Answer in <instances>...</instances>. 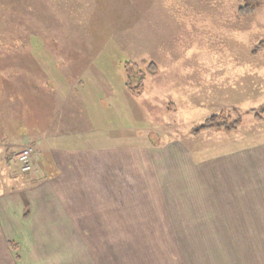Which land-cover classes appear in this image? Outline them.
Returning a JSON list of instances; mask_svg holds the SVG:
<instances>
[{"label": "rangeland", "instance_id": "obj_1", "mask_svg": "<svg viewBox=\"0 0 264 264\" xmlns=\"http://www.w3.org/2000/svg\"><path fill=\"white\" fill-rule=\"evenodd\" d=\"M240 6L239 0H0L3 85L25 92L39 84L49 107L37 118L48 111L79 127L89 120L98 132L104 114L111 145L162 147L167 161L182 144L196 161L242 149L241 180L222 183L244 181L255 193L252 202L224 197L222 223L206 220L202 232L184 227L191 222L178 218L187 215L183 209L175 221H142L128 212L107 232H48V261L264 264V5L248 16ZM210 120L219 126L206 128ZM231 157L222 158L227 176H234ZM20 165H9L6 188L31 178ZM133 180L127 173L130 195Z\"/></svg>", "mask_w": 264, "mask_h": 264}, {"label": "crops", "instance_id": "obj_2", "mask_svg": "<svg viewBox=\"0 0 264 264\" xmlns=\"http://www.w3.org/2000/svg\"><path fill=\"white\" fill-rule=\"evenodd\" d=\"M3 82L0 75V89H4L0 90V264H56L47 260L48 252L53 253L48 232H107L112 221L125 222L128 212L139 220L175 221L172 215L182 209L188 210L187 215L178 218L191 222L184 227L202 232L206 220L222 219L224 197L255 199L252 186L244 181L222 183V177L235 179L230 182L241 180L238 168L247 157L240 153L242 149L196 161L192 150L182 144L184 149L177 153L171 150L172 158L168 154L167 161L166 154L159 155L162 147H127L120 142L113 146L104 127L109 124H105L104 114L98 132L89 120L79 127L59 116H49L48 111L37 118L43 105H48L37 88L40 85L36 91L18 92ZM27 146L36 151V175L8 189L1 181L5 175L13 176L9 165L13 160L19 165L18 154ZM249 147L244 148L246 153L253 151ZM228 155H234L230 163L235 167L231 168L234 176L224 175L229 171L222 169V158ZM171 171L175 174L167 179L165 172ZM127 173L134 178L129 183L134 191L131 195L127 192ZM159 206L166 209L161 211ZM258 210L262 213L260 206ZM77 262L67 260L64 264Z\"/></svg>", "mask_w": 264, "mask_h": 264}, {"label": "trees", "instance_id": "obj_3", "mask_svg": "<svg viewBox=\"0 0 264 264\" xmlns=\"http://www.w3.org/2000/svg\"><path fill=\"white\" fill-rule=\"evenodd\" d=\"M239 1L241 3V6H240L239 11H240V13L243 16H248V15L253 14L258 8H260L261 6L264 5V0H239ZM211 121L212 120H210L208 122L210 124L205 125L206 128L217 125L215 123L212 124ZM222 125H224V123ZM217 126H219V125H217ZM236 128H237V125L236 124L233 125V126H228L227 127L228 131L233 130V129H236ZM18 161H19V159H18ZM19 163H20V161H19ZM28 174L30 175L32 173L25 172V175L28 178L31 177L30 180L34 179L32 176H29ZM12 246H13L14 249L17 248V246L15 244H12Z\"/></svg>", "mask_w": 264, "mask_h": 264}, {"label": "built area", "instance_id": "obj_4", "mask_svg": "<svg viewBox=\"0 0 264 264\" xmlns=\"http://www.w3.org/2000/svg\"><path fill=\"white\" fill-rule=\"evenodd\" d=\"M33 155H34V150L31 147H26L19 153V160L23 172H30L37 170L32 160Z\"/></svg>", "mask_w": 264, "mask_h": 264}]
</instances>
